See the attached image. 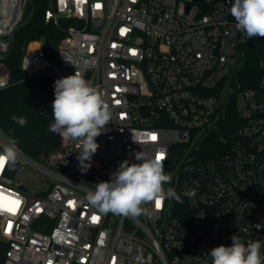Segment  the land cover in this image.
<instances>
[{
    "label": "built area",
    "instance_id": "2783aa9c",
    "mask_svg": "<svg viewBox=\"0 0 264 264\" xmlns=\"http://www.w3.org/2000/svg\"><path fill=\"white\" fill-rule=\"evenodd\" d=\"M232 3L47 0L46 23L72 24L54 60L41 40L28 42L26 77L55 83L78 70L113 115L87 171L77 141L59 136L57 148L38 159L15 145L17 163L0 171V193L20 201L14 213L0 209L5 264H211L204 253L231 245L234 234L264 245V37L245 38ZM33 9L32 0H0V90L10 85L14 33ZM258 39L260 76L243 86L244 46ZM54 98L40 109L51 112ZM8 141L0 131V151ZM140 151L165 156L172 178L165 187L183 203H149L139 217L101 213L88 192L124 160L137 163ZM192 189L194 199L182 195Z\"/></svg>",
    "mask_w": 264,
    "mask_h": 264
},
{
    "label": "clouds",
    "instance_id": "9594fccd",
    "mask_svg": "<svg viewBox=\"0 0 264 264\" xmlns=\"http://www.w3.org/2000/svg\"><path fill=\"white\" fill-rule=\"evenodd\" d=\"M230 13L236 28L244 33L246 39L264 37V0H233ZM54 96L51 111L54 122L49 125V131L82 145L77 160L81 171H87L99 147L96 138L106 131L105 126L112 121L113 114L103 94L78 70L74 75L55 81ZM12 120L20 127L28 123L24 116L14 115ZM15 145V139H9L0 151L3 168H12L17 163ZM164 159V155L157 159V155L149 158L143 151L135 153L137 163L121 162L110 180L97 183L95 191L88 192L87 200L103 214L111 212L125 217L148 214L143 205L149 203L162 204L168 199L183 203L174 188L165 187L172 178L164 171ZM182 195L194 199L196 191L188 190ZM231 240L229 246L221 244L204 253L211 257V264H264L261 252L264 245L260 241L244 243L235 234Z\"/></svg>",
    "mask_w": 264,
    "mask_h": 264
},
{
    "label": "trees",
    "instance_id": "16d2710c",
    "mask_svg": "<svg viewBox=\"0 0 264 264\" xmlns=\"http://www.w3.org/2000/svg\"><path fill=\"white\" fill-rule=\"evenodd\" d=\"M32 15L19 26L13 36L6 65L10 70V85L0 90V131L8 139H15L16 146L34 159L47 156L59 145V136L49 131L53 123L51 112H44L40 105L54 94V82L44 76L27 78L22 68V58L28 42L41 40L47 56L54 60L58 44L65 35V28L72 24L69 19H60L59 26L45 22L47 0H32ZM263 41L247 42L237 78L243 86H253L260 76L258 60ZM24 116L28 123L20 127L13 116ZM236 119L231 103L228 120ZM6 244L0 239V264H5Z\"/></svg>",
    "mask_w": 264,
    "mask_h": 264
},
{
    "label": "snow or ice",
    "instance_id": "6c2138e0",
    "mask_svg": "<svg viewBox=\"0 0 264 264\" xmlns=\"http://www.w3.org/2000/svg\"><path fill=\"white\" fill-rule=\"evenodd\" d=\"M151 139L153 141H155L157 139V137L155 135H153L151 137ZM162 158H163V154L157 155V159H162ZM2 170H3V165L0 164V171H2ZM19 204H20L19 200L13 199L11 197L4 195L3 193H0V209H4L8 212L14 213L16 208H18ZM160 206H161V204L159 202H157L156 207H160ZM98 219H99V217H97L95 215L92 216L93 222L97 221Z\"/></svg>",
    "mask_w": 264,
    "mask_h": 264
},
{
    "label": "water",
    "instance_id": "95a60500",
    "mask_svg": "<svg viewBox=\"0 0 264 264\" xmlns=\"http://www.w3.org/2000/svg\"><path fill=\"white\" fill-rule=\"evenodd\" d=\"M0 59L1 60L4 59V55L3 54L0 55Z\"/></svg>",
    "mask_w": 264,
    "mask_h": 264
}]
</instances>
